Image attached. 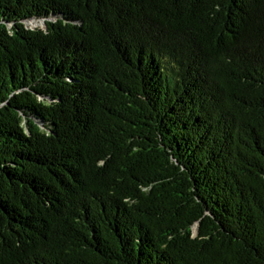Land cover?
Masks as SVG:
<instances>
[{"label": "trees", "instance_id": "1", "mask_svg": "<svg viewBox=\"0 0 264 264\" xmlns=\"http://www.w3.org/2000/svg\"><path fill=\"white\" fill-rule=\"evenodd\" d=\"M0 264H264V0H0Z\"/></svg>", "mask_w": 264, "mask_h": 264}, {"label": "rangeland", "instance_id": "2", "mask_svg": "<svg viewBox=\"0 0 264 264\" xmlns=\"http://www.w3.org/2000/svg\"><path fill=\"white\" fill-rule=\"evenodd\" d=\"M33 22H38V25H36V27H33L32 25V23ZM25 25L28 27V28H31V29H34V28H43L44 27V24H43V22L42 21H35V20H32V21H29V22H27V23H25ZM197 233V231H195V236L197 235L196 234Z\"/></svg>", "mask_w": 264, "mask_h": 264}, {"label": "water", "instance_id": "3", "mask_svg": "<svg viewBox=\"0 0 264 264\" xmlns=\"http://www.w3.org/2000/svg\"><path fill=\"white\" fill-rule=\"evenodd\" d=\"M197 228H198V224H197V225H195V231H197Z\"/></svg>", "mask_w": 264, "mask_h": 264}]
</instances>
